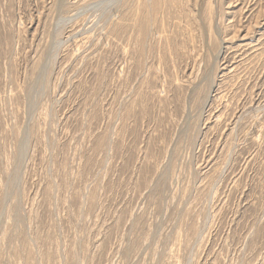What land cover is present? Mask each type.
Here are the masks:
<instances>
[{
	"label": "rangeland",
	"instance_id": "1",
	"mask_svg": "<svg viewBox=\"0 0 264 264\" xmlns=\"http://www.w3.org/2000/svg\"><path fill=\"white\" fill-rule=\"evenodd\" d=\"M0 264H264V0H0Z\"/></svg>",
	"mask_w": 264,
	"mask_h": 264
},
{
	"label": "water",
	"instance_id": "2",
	"mask_svg": "<svg viewBox=\"0 0 264 264\" xmlns=\"http://www.w3.org/2000/svg\"><path fill=\"white\" fill-rule=\"evenodd\" d=\"M99 4L98 3H96V4H94V5H92V6H89V8L90 9H92V8H95V7H97ZM79 14H81V13H79Z\"/></svg>",
	"mask_w": 264,
	"mask_h": 264
},
{
	"label": "bare ground",
	"instance_id": "3",
	"mask_svg": "<svg viewBox=\"0 0 264 264\" xmlns=\"http://www.w3.org/2000/svg\"><path fill=\"white\" fill-rule=\"evenodd\" d=\"M101 2H99L98 4H100ZM96 4V3H95ZM94 5V4H93ZM72 18H68L67 20L70 21Z\"/></svg>",
	"mask_w": 264,
	"mask_h": 264
}]
</instances>
